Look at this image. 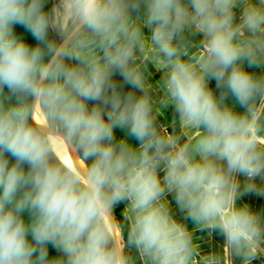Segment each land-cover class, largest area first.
<instances>
[{
    "label": "clouds",
    "instance_id": "9594fccd",
    "mask_svg": "<svg viewBox=\"0 0 264 264\" xmlns=\"http://www.w3.org/2000/svg\"><path fill=\"white\" fill-rule=\"evenodd\" d=\"M45 3L0 0V264H135L131 249L142 264H252L264 216L237 200L264 195V75L244 67L264 65V0ZM116 73L141 95L123 93ZM169 106L172 133L158 123ZM124 201L127 241L113 215ZM205 230L223 235L222 255L201 254L193 232Z\"/></svg>",
    "mask_w": 264,
    "mask_h": 264
},
{
    "label": "rangeland",
    "instance_id": "374dc122",
    "mask_svg": "<svg viewBox=\"0 0 264 264\" xmlns=\"http://www.w3.org/2000/svg\"><path fill=\"white\" fill-rule=\"evenodd\" d=\"M50 2V10L52 7L58 3V0H49ZM236 22H239V17L242 12V6L238 5L236 9H234ZM133 18H135V14H133ZM143 31L146 35H150V30L148 28H144ZM51 38L59 41L58 33L51 31ZM202 37L200 35H197L196 37L192 38L194 42H198ZM66 63H76L75 60H67ZM262 74L264 75V65L261 67ZM148 71L151 73L149 76V83H152L155 87L156 83L160 80L162 73L157 71L151 64L148 65ZM113 80L116 82L118 86L121 87V91L123 93H127L129 91H135L136 95H141L139 91L133 90L130 85H127L124 83L122 77L119 75V73L114 74ZM209 87L215 91L216 82L215 80L209 81ZM153 98H157L162 95L160 92L153 91L152 92ZM94 102L90 101L89 106L91 107ZM229 105L235 104V111L237 112H243L244 109L240 107L234 98L227 101ZM163 115L158 117V123L162 125L169 133H172L173 130L179 131V126L174 125L173 121L177 120L178 117L174 111V109L169 106L168 108L162 109ZM186 133L192 137L196 135V130L191 127H186L185 129ZM114 136L117 141L120 139H124L127 143L133 146L130 139L124 134L123 129L116 128L114 129ZM134 147V146H133ZM15 161H13L14 163ZM25 169L27 170V165H25ZM164 173L161 171L160 176L163 177ZM237 179L240 182L241 189H243V185L247 182L246 177L243 175L237 174ZM257 185H260L264 183V178L257 177L254 181ZM168 201L170 202V206L172 209V214L178 219L183 221L187 224L189 230H192L194 228V224L191 220H184V214L180 212V210L176 207L175 199L172 194H167ZM237 204L239 206L247 205L252 211L260 214L261 216H264V195L257 194L256 192H249L246 194L240 195V197L237 200ZM127 205V202H120L113 208V215L115 216L116 220L119 223H126L123 217V211ZM195 242L199 244V250L202 255H207L211 253L215 254H223V247L225 243V239L223 235L219 231H214L209 235L208 231H194L193 232ZM129 255L132 256L135 260V264H142V261L139 259L138 253L135 249H131L129 251ZM235 264H241V261L239 258H235ZM252 264H264V253H258L257 257L252 261Z\"/></svg>",
    "mask_w": 264,
    "mask_h": 264
},
{
    "label": "trees",
    "instance_id": "16d2710c",
    "mask_svg": "<svg viewBox=\"0 0 264 264\" xmlns=\"http://www.w3.org/2000/svg\"><path fill=\"white\" fill-rule=\"evenodd\" d=\"M44 9H45V11H50V2H49V0H46V3H45V5H44ZM14 32H15L20 38H22L27 44H29V46H31V47H35V46H37L38 41H37V40L32 36V34H31L26 28H24L23 26H21V25H19V24L15 25V26H14ZM49 38L52 39V38H51V33H50V31H49ZM244 67H245V69H246L247 71H249V72H251V73H253V74H255V75H263V74H262V70H261L260 67H249V66L247 65V63L244 64ZM219 91H220V90H219V89L217 88V86H216V87H215V91H214V93H215L216 95H219ZM5 92H7V89H5ZM232 98H233V97H232L231 95H229L228 98H227V100H226V102L229 101V100H231ZM123 132H124V134L130 139V141L132 142L133 146H134V147H137L138 144H139V141L136 140L135 137L130 136V135L127 133L126 130H123ZM6 155H7V154H6ZM8 159H9L10 164L13 163V161H15L14 158L11 157L10 155H8ZM24 218H25L26 220L28 219L27 214H25V217H24ZM120 224H122V225L125 226V227H124V233H123V234H124V239H125V241H127V233H128L127 225H126V223H120ZM60 255H61V253H60L55 247H53L51 244L48 245V256H49V259H55V258L59 257Z\"/></svg>",
    "mask_w": 264,
    "mask_h": 264
}]
</instances>
